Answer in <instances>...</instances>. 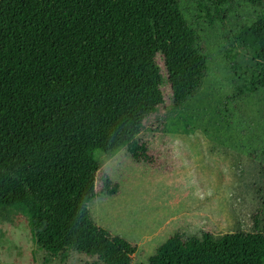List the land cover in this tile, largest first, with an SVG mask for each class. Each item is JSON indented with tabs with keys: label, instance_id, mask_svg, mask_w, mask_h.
I'll use <instances>...</instances> for the list:
<instances>
[{
	"label": "trees",
	"instance_id": "1",
	"mask_svg": "<svg viewBox=\"0 0 264 264\" xmlns=\"http://www.w3.org/2000/svg\"><path fill=\"white\" fill-rule=\"evenodd\" d=\"M234 1L208 0L209 22H224ZM168 12L173 21L163 16ZM103 19L117 27L114 35L99 29ZM231 43L254 53L247 90H264V13ZM225 58L232 70L240 68L231 52ZM207 71L177 0H0V210L26 218L33 240L52 258L76 253L101 264H133L138 246L98 226L90 210L100 195L116 197L121 188L96 152L113 157L126 149L135 162L154 164L139 138L146 123L167 93L176 108L185 105ZM34 98L52 105L35 121L27 108ZM150 264H264V222L262 231L220 237L178 230Z\"/></svg>",
	"mask_w": 264,
	"mask_h": 264
},
{
	"label": "rangeland",
	"instance_id": "2",
	"mask_svg": "<svg viewBox=\"0 0 264 264\" xmlns=\"http://www.w3.org/2000/svg\"><path fill=\"white\" fill-rule=\"evenodd\" d=\"M207 1L177 0L208 58V73L185 105L176 108L167 93L163 108L146 123L139 138L149 144L154 164L135 162L126 149L113 157L96 152L102 171L121 188L116 197L100 195L90 210L100 227L140 246L133 264H150L157 246L178 230L189 237L263 230L264 90H247L256 66L254 53L239 46L232 49L231 42L243 25L264 13V6L235 0L226 6L224 22L211 24L203 8ZM163 16L175 19L171 12ZM98 25L107 37L117 30L109 20ZM105 34L100 32L104 40ZM227 52L236 57V72L225 58ZM34 100L32 108L27 103L33 110L29 119L35 121L39 112L50 114L51 101ZM97 191L101 194V185ZM46 261L101 264L76 253L67 261L50 257L33 240L26 218L0 210V264Z\"/></svg>",
	"mask_w": 264,
	"mask_h": 264
},
{
	"label": "crops",
	"instance_id": "3",
	"mask_svg": "<svg viewBox=\"0 0 264 264\" xmlns=\"http://www.w3.org/2000/svg\"><path fill=\"white\" fill-rule=\"evenodd\" d=\"M98 225V224H97ZM99 226V225H98ZM103 228V227H102ZM105 229V228H104ZM129 241V240H128ZM130 242V241H129ZM132 244H134V243H132ZM134 245H137L138 246V251H139V248H140V246L138 245V244H134ZM158 247V246H157ZM137 251V252H138ZM137 254V253H136Z\"/></svg>",
	"mask_w": 264,
	"mask_h": 264
}]
</instances>
